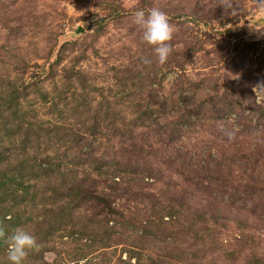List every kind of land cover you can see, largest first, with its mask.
I'll use <instances>...</instances> for the list:
<instances>
[{"label":"rangeland","instance_id":"rangeland-1","mask_svg":"<svg viewBox=\"0 0 264 264\" xmlns=\"http://www.w3.org/2000/svg\"><path fill=\"white\" fill-rule=\"evenodd\" d=\"M262 33L264 0H0V228L37 237L26 264H264Z\"/></svg>","mask_w":264,"mask_h":264},{"label":"clouds","instance_id":"clouds-1","mask_svg":"<svg viewBox=\"0 0 264 264\" xmlns=\"http://www.w3.org/2000/svg\"><path fill=\"white\" fill-rule=\"evenodd\" d=\"M134 23L141 30L142 41L151 46L156 62L164 65L173 53L170 41L173 39L174 27L170 23L169 16L158 8L147 11L141 9L134 13ZM142 62L146 66H151L153 60L145 57ZM258 89L264 90V83H261ZM0 239L7 241L6 256L9 264H26L29 253L42 247L37 237L23 228H17L10 236L0 228Z\"/></svg>","mask_w":264,"mask_h":264}]
</instances>
